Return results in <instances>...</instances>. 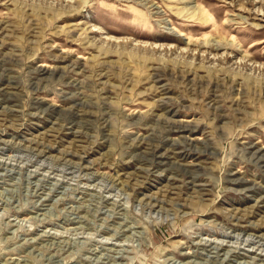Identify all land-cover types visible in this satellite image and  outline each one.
I'll use <instances>...</instances> for the list:
<instances>
[{"label": "rangeland", "instance_id": "obj_1", "mask_svg": "<svg viewBox=\"0 0 264 264\" xmlns=\"http://www.w3.org/2000/svg\"><path fill=\"white\" fill-rule=\"evenodd\" d=\"M0 264H264V0H0Z\"/></svg>", "mask_w": 264, "mask_h": 264}, {"label": "bare ground", "instance_id": "obj_2", "mask_svg": "<svg viewBox=\"0 0 264 264\" xmlns=\"http://www.w3.org/2000/svg\"><path fill=\"white\" fill-rule=\"evenodd\" d=\"M153 150H155V149H153ZM44 152V151H43ZM239 220H241V219H239ZM50 236V235H49Z\"/></svg>", "mask_w": 264, "mask_h": 264}]
</instances>
